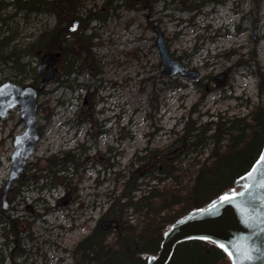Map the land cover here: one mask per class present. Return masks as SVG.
Wrapping results in <instances>:
<instances>
[{
    "label": "rangeland",
    "instance_id": "1",
    "mask_svg": "<svg viewBox=\"0 0 264 264\" xmlns=\"http://www.w3.org/2000/svg\"><path fill=\"white\" fill-rule=\"evenodd\" d=\"M133 1L132 7L121 4L107 11L108 0H84L85 9L96 12L103 6L107 13L104 23L93 19L87 24L86 33H95L93 42L99 44L90 48V65L83 69L79 64V71L67 81L49 82L38 96L41 138L15 201L11 202L10 190L6 196L4 212L14 232L0 224L4 264H72L75 245L90 234L108 206L107 195L117 183L112 171L125 169L135 154L143 156L145 150H166L191 120L205 124L218 115L240 118L261 101L257 72H264V0L257 13L253 0H201L187 6L177 0H156L150 16L146 9L140 10L139 0ZM73 18H63L66 30ZM54 20V15L44 13L18 14L17 34L9 32L2 40L18 64L26 60L19 51ZM155 26L163 32L170 53L199 73L196 80L164 74L154 42ZM63 34L61 30L56 37ZM31 51L33 67L40 50ZM10 66L0 65V82L14 72ZM240 81L247 84L239 87ZM23 128L17 109L0 121V201L13 137ZM211 146L197 158L203 160ZM195 154L180 155L181 184L189 177L185 169ZM66 155L71 161L63 173L57 172ZM110 164L113 168L105 170L104 165ZM241 165L234 160L228 168L233 172ZM140 193L139 189L136 194ZM128 219L136 222L133 215Z\"/></svg>",
    "mask_w": 264,
    "mask_h": 264
},
{
    "label": "trees",
    "instance_id": "2",
    "mask_svg": "<svg viewBox=\"0 0 264 264\" xmlns=\"http://www.w3.org/2000/svg\"><path fill=\"white\" fill-rule=\"evenodd\" d=\"M115 1L119 3L113 4ZM155 1L139 0L137 3L140 10L146 9L150 16ZM174 1L169 0V3ZM197 1L201 0L175 2L187 6ZM108 2L107 11L116 9L121 4L132 7L131 4L136 3L133 0H108ZM259 4L261 0H253L256 13ZM8 6L13 8L10 13L6 11ZM81 8L83 9L80 11ZM102 9L103 6L96 12H92L91 8L85 9L84 0H11L9 2L0 0V65L12 63L18 66L13 52L9 47H4L2 40H6L9 32L17 34L14 30L16 28L14 21L18 13L25 10L26 15L32 13L54 15L56 23L54 28L48 31L49 37L46 39L38 37L31 45L25 47L23 54L25 52L32 54L33 48L40 51L48 49L55 44L57 38H60L58 42L62 45L66 61L65 75L69 76L78 69L79 64L81 68H86L84 65L93 60L91 46L99 44L93 42L95 33H86L87 24L93 19L104 23L107 13L105 15L106 11ZM82 11L85 13L82 14ZM66 16L78 19L77 32L66 30L67 24L63 21ZM61 30L64 32L63 36L56 37ZM13 40L12 37L6 43L9 44ZM78 52L81 57L83 54L82 59L78 57ZM253 55L254 52L250 58L252 61ZM257 78L261 101L248 115L232 119L218 115L216 121H208L205 124L191 120L190 126L188 127L189 123L186 124L182 134L178 135L166 150L162 152H158L157 149L145 150L147 152L143 156L135 154L134 159L125 169L112 171L116 175V182H121L114 183L113 189L107 195L108 206L101 214L100 221L90 234L75 245L72 264H144L145 261L140 254L155 253L158 250L162 232L169 224L191 209L198 208L216 197L229 188L236 177L249 169L264 143V72L258 71ZM40 108L38 104V110ZM49 116L50 114L46 120ZM209 131L212 132L207 134ZM210 143L212 146L209 154L203 160L198 159L197 157L203 154L202 150ZM193 152L196 154L185 169L189 177L186 183L181 184L178 174H181L182 168L178 161ZM234 160L241 162L242 165L239 170L232 172L228 167ZM113 166L104 165V169ZM168 178H172L170 183L157 186ZM221 179L224 180L223 183L219 182ZM151 181H156V184H150ZM142 186H147L148 189H142ZM139 189L142 193L138 196L136 192ZM131 215L136 217L135 223H131L128 219ZM9 217V214L0 211V224L8 227L13 233L12 221ZM103 220L108 221L109 224L101 225L100 222ZM223 257V252L213 244L191 240L176 246L168 264H221ZM3 259L4 256L0 255V264H4Z\"/></svg>",
    "mask_w": 264,
    "mask_h": 264
},
{
    "label": "water",
    "instance_id": "3",
    "mask_svg": "<svg viewBox=\"0 0 264 264\" xmlns=\"http://www.w3.org/2000/svg\"><path fill=\"white\" fill-rule=\"evenodd\" d=\"M74 20L70 31L76 29ZM155 46L159 61L167 76L178 75L195 80L199 73L187 69L170 54L163 32L154 27ZM46 56L42 58V61ZM46 76L37 87L21 86L12 81L0 83V119H5L14 109L20 112L23 131L13 137L10 154V171L2 190L0 208H6L7 190L24 170L28 158L34 153L40 134L37 124V96L43 89ZM220 78V76H217ZM264 143L250 168L238 176L232 187L223 191L201 207L188 211L168 225L162 232V240L156 253L142 254L145 264H168L175 247L185 241L199 240L213 244L225 255L224 264H264ZM251 173V175H249ZM235 194L228 203H222L224 194ZM243 193V195H241ZM216 205L213 208V205ZM109 224L108 221L103 222ZM224 244L231 257L218 245ZM251 251L252 259L246 260Z\"/></svg>",
    "mask_w": 264,
    "mask_h": 264
},
{
    "label": "flooded vegetation",
    "instance_id": "4",
    "mask_svg": "<svg viewBox=\"0 0 264 264\" xmlns=\"http://www.w3.org/2000/svg\"><path fill=\"white\" fill-rule=\"evenodd\" d=\"M22 12H25V10H22ZM33 14H35V13H33ZM55 23H56V19L54 20V23L52 24V26L50 28H46L43 31L41 30L35 36V38L33 39V42L38 37H43L44 39H46L49 36L48 31L50 29L54 28ZM78 26H79V22H78L75 30L70 31L71 26H69L67 30H68V32L75 33L79 29ZM58 40L60 41L61 39L57 38L54 41L55 44L53 46L49 47L48 49L39 51V58L38 59L36 58V62L33 64V67L30 66L31 62L29 59L33 53L30 54V52L29 53L25 52V54H23L24 51L20 50L19 56H22L21 59L26 58V60H24V62L19 63L17 67L15 66V64L13 65L11 63L12 66H10V68H13L14 72L12 73V75L4 77L0 83H2L4 81H12V82L18 83L22 86L23 85H29V86L37 87L39 85V83L41 81H43L46 76H51L49 79L45 80V84H44L43 89L38 91V94H40L43 92L45 86L49 82H51L53 80H57V81L58 80H66L68 77L65 75V73L67 71L66 67H65L66 61L64 59L62 45L59 44ZM75 54H77L76 51H75ZM44 56H46V59L44 61H42V58ZM79 56H80V52H78V57ZM82 57H83V54H82ZM82 57L80 56L79 58L82 59ZM2 66H4V64ZM74 72H78V69H76ZM74 72H72V73H74ZM220 77H221V75H220ZM58 169H59V167L57 168V170ZM27 170H28V164H26L24 172H26ZM20 182H22V175L18 180H16L15 182L12 183V185L9 189L12 203L15 201L16 196L19 192L18 187H19ZM12 209L13 208L11 207L10 210H12ZM57 209L55 207L52 208L53 211H55ZM58 210H61V209H58ZM49 212H51V209L49 210ZM28 213L31 214L30 210L28 211ZM32 215L35 216L36 214H32ZM15 237H16V233H15ZM16 242H17V240H16Z\"/></svg>",
    "mask_w": 264,
    "mask_h": 264
},
{
    "label": "snow or ice",
    "instance_id": "5",
    "mask_svg": "<svg viewBox=\"0 0 264 264\" xmlns=\"http://www.w3.org/2000/svg\"><path fill=\"white\" fill-rule=\"evenodd\" d=\"M261 161H264V156H262L261 158ZM249 175H251V173L249 174ZM241 195H243V193H241ZM235 197V194H232V195H229V194H224L222 197H220V201L222 202V203H228V202H230V200L231 199H233ZM215 204L213 205V208H215ZM222 250H224L230 257H231V255H232V253H230V252H228V249L225 247V245L224 244H219L218 245ZM245 259L246 260H251L252 259V253H251V251L249 252V254L248 255H246V257H245Z\"/></svg>",
    "mask_w": 264,
    "mask_h": 264
},
{
    "label": "bare ground",
    "instance_id": "6",
    "mask_svg": "<svg viewBox=\"0 0 264 264\" xmlns=\"http://www.w3.org/2000/svg\"><path fill=\"white\" fill-rule=\"evenodd\" d=\"M178 76V75H177ZM245 84H247L246 82H244V81H240L239 83H238V85H239V87H243ZM243 89L241 88V89H239L238 90V94L237 95H239V93L242 91Z\"/></svg>",
    "mask_w": 264,
    "mask_h": 264
}]
</instances>
